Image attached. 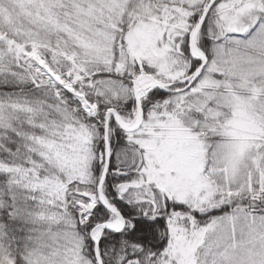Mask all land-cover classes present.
Wrapping results in <instances>:
<instances>
[{"label":"snow or ice","instance_id":"snow-or-ice-1","mask_svg":"<svg viewBox=\"0 0 264 264\" xmlns=\"http://www.w3.org/2000/svg\"><path fill=\"white\" fill-rule=\"evenodd\" d=\"M0 264H264V0H0Z\"/></svg>","mask_w":264,"mask_h":264}]
</instances>
